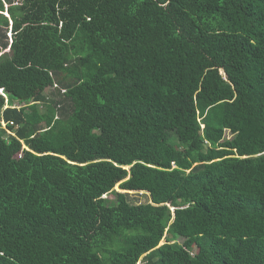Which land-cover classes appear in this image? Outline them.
I'll use <instances>...</instances> for the list:
<instances>
[{"label": "trees", "instance_id": "1", "mask_svg": "<svg viewBox=\"0 0 264 264\" xmlns=\"http://www.w3.org/2000/svg\"><path fill=\"white\" fill-rule=\"evenodd\" d=\"M139 262L264 264V0H0V264Z\"/></svg>", "mask_w": 264, "mask_h": 264}, {"label": "rangeland", "instance_id": "2", "mask_svg": "<svg viewBox=\"0 0 264 264\" xmlns=\"http://www.w3.org/2000/svg\"><path fill=\"white\" fill-rule=\"evenodd\" d=\"M11 24V23H10ZM10 30V29H9ZM9 33H7V37H8V39H9V42H11V34H10V31H8ZM16 105V104H15ZM231 136H230V134H226V138H230ZM118 188V186L115 188V190H117V191H120V190H118L117 189ZM131 197H132V199L134 200V201H136V202H140V203H144V202H146L147 200H148V197L146 196V195H143L142 193H131V195H130ZM109 197H112V196H109ZM164 243V240L160 243V245L161 244H163ZM138 264H140V262L138 263Z\"/></svg>", "mask_w": 264, "mask_h": 264}, {"label": "clouds", "instance_id": "3", "mask_svg": "<svg viewBox=\"0 0 264 264\" xmlns=\"http://www.w3.org/2000/svg\"><path fill=\"white\" fill-rule=\"evenodd\" d=\"M5 16H8L7 11H6V13H5ZM10 34H11V30H10ZM221 75H224V72H223V74H221Z\"/></svg>", "mask_w": 264, "mask_h": 264}, {"label": "water", "instance_id": "4", "mask_svg": "<svg viewBox=\"0 0 264 264\" xmlns=\"http://www.w3.org/2000/svg\"><path fill=\"white\" fill-rule=\"evenodd\" d=\"M220 73L223 74V71L221 70ZM127 169H128V168H127ZM117 189L119 190V188H117ZM130 193H134V192H130ZM161 245H162V244H161Z\"/></svg>", "mask_w": 264, "mask_h": 264}]
</instances>
